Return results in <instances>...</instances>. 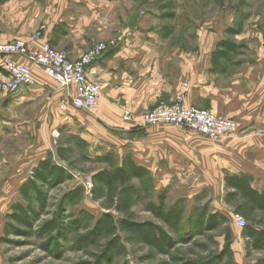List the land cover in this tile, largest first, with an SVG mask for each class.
I'll return each instance as SVG.
<instances>
[{
	"label": "crops",
	"instance_id": "1",
	"mask_svg": "<svg viewBox=\"0 0 264 264\" xmlns=\"http://www.w3.org/2000/svg\"><path fill=\"white\" fill-rule=\"evenodd\" d=\"M141 9L136 0H7L1 4L0 44L23 40L30 51L48 44L70 60L95 43L115 40L116 48L91 66L89 78L101 89L99 102L91 112L70 107L60 111L58 104L66 91L36 67L32 69V85L22 86L10 95L0 91V109L5 100L9 106L56 100L64 121L77 124L78 136L89 143L95 156L114 153L119 160H130L163 181L174 179L186 187L190 184L193 197L210 189L211 196L221 192L222 200L226 175H250L252 187L263 191L262 33L249 35L254 46L250 57L234 59L225 73L213 72L211 56L223 38L215 40L203 30L197 34V44L190 43V32L182 35L181 43L169 44L168 38L178 28L153 27L155 19L151 24L150 15L142 16ZM187 24L182 25L186 30ZM41 26L46 29L40 39L34 40ZM245 37L241 35L239 40ZM6 61L27 63L22 57L5 56L0 59V68ZM4 79L0 74V85ZM69 90L74 95V88ZM179 98L187 107L234 121L237 132L212 141L172 125L140 126V115ZM125 112L132 117L125 120ZM6 158L9 164L14 162Z\"/></svg>",
	"mask_w": 264,
	"mask_h": 264
},
{
	"label": "rangeland",
	"instance_id": "2",
	"mask_svg": "<svg viewBox=\"0 0 264 264\" xmlns=\"http://www.w3.org/2000/svg\"><path fill=\"white\" fill-rule=\"evenodd\" d=\"M136 1L142 8V16L144 13L150 15L151 24H154L155 19L153 27L164 25L169 30L178 28V32L168 38L169 44L181 43L182 35L186 32L193 34L190 43L197 44V34L208 30L215 40L228 38L242 44L243 48L234 59H244L251 56L254 47L249 35L261 32L264 36V0ZM185 22L188 23V30L182 26ZM238 26L241 27L239 35H226L227 29ZM241 35L246 37L239 40ZM0 69L5 81L8 76L4 68ZM7 101L3 102L0 109V264H94L99 250L96 247L78 250L73 244L74 236H69V242L59 240L61 249L54 255L41 247L45 239L40 240L36 236L27 238L4 231L8 223L15 225L7 220L10 205L19 201L18 189L30 177L37 162L48 152H55L56 142L61 137L79 134L77 124L64 121V115L56 108V100L46 103L35 100L11 106L7 105ZM8 156L14 159L12 164H9L6 158ZM89 156H95L94 149H89ZM85 167L87 171H94L103 166L88 163ZM74 174L73 181L50 192V211H54L60 194L81 185L86 189L84 198L78 205L68 209V215L78 218L79 212L84 211L96 218L100 217L101 208L88 194L91 188L90 175ZM152 178L153 187L149 196L133 208L134 220L159 224L148 212L147 203L149 199L158 203V195L164 193L166 209L178 201L184 202L186 211L182 225L176 232L168 233L172 240L171 246L163 252L144 244L126 243L123 240L125 252L116 257L112 264H264V251L248 247L249 242L242 237L241 228L237 227L230 208L221 200V192L215 190L216 195L211 196L210 189H203L193 197L190 184L186 187L180 182L176 183L174 179L163 181L159 175H152ZM184 178L185 175H182L183 180ZM134 183L137 184L136 181ZM194 206L206 207L205 216L215 210L219 211L216 214L220 215V222L215 230L207 231L203 224L200 228L194 224L190 218ZM48 217L44 215L41 219ZM38 226L39 223H36L34 228ZM164 229L167 230L165 227ZM259 229L264 230V225Z\"/></svg>",
	"mask_w": 264,
	"mask_h": 264
},
{
	"label": "trees",
	"instance_id": "3",
	"mask_svg": "<svg viewBox=\"0 0 264 264\" xmlns=\"http://www.w3.org/2000/svg\"><path fill=\"white\" fill-rule=\"evenodd\" d=\"M6 1L0 0V5ZM240 32V26L225 31L231 37ZM242 48V44L228 38L218 42L211 56L213 72L225 73ZM89 149V143L79 136L61 137L56 142L55 152H48L39 160L30 177L19 187V201L10 205L7 215V220L15 225L8 223L4 231L27 238L36 236L40 240L45 239L41 247L54 255L61 249L59 240L69 242V236H74L73 244L78 250L92 247L99 250L94 264H112L116 257L125 252L124 241L144 244L160 252L170 247L172 240L168 233H174L181 227L186 211L184 202L178 201L166 209L165 194H159L158 203L150 199L147 203L148 212L159 224L135 221L133 208L149 196L153 187L152 176L130 160H119L114 153L90 157ZM88 163L103 167L87 171L85 165ZM74 173L90 175L88 194L101 208L100 217L84 211L79 212L78 218L68 215V209L84 198L86 189L81 185L60 194L54 211H50V192L73 181ZM252 183L250 175H226L222 201L233 214L245 219L246 225L241 228V235L249 242L248 247L264 251V230L259 229L264 225V190H255ZM206 211V207L194 206L190 218L199 228L203 224L205 230H215L220 215L210 213L205 216ZM44 215L49 217L42 220ZM36 223L39 226L34 228Z\"/></svg>",
	"mask_w": 264,
	"mask_h": 264
},
{
	"label": "built area",
	"instance_id": "4",
	"mask_svg": "<svg viewBox=\"0 0 264 264\" xmlns=\"http://www.w3.org/2000/svg\"><path fill=\"white\" fill-rule=\"evenodd\" d=\"M46 27L41 26L33 38H41ZM116 48V41L109 40L94 44L87 52L75 60L45 44L41 50L30 51L28 44L23 40H15L0 44V58L5 56L22 57L26 64L12 61L4 63V71L8 78L1 83L0 90L4 95H10L22 86L33 84L32 69H40L44 75L54 80L60 89L66 91V95L60 100L58 108L66 111L69 107L82 112H91L100 99V85L89 78L91 66L107 51ZM74 88V95H70L69 89ZM132 117L130 112H125L123 118ZM140 126L146 129L154 125H172L204 135L212 141H217L223 136L237 132L234 121L196 107H187L181 102V98L171 104H158L148 112L138 117ZM238 228H243L246 221L243 217L232 213Z\"/></svg>",
	"mask_w": 264,
	"mask_h": 264
}]
</instances>
